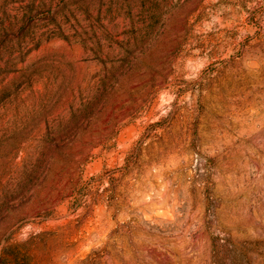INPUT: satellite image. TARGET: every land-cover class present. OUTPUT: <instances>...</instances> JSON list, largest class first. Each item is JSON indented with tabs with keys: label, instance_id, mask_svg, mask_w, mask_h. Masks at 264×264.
<instances>
[{
	"label": "rangeland",
	"instance_id": "374dc122",
	"mask_svg": "<svg viewBox=\"0 0 264 264\" xmlns=\"http://www.w3.org/2000/svg\"><path fill=\"white\" fill-rule=\"evenodd\" d=\"M0 264H264V0H0Z\"/></svg>",
	"mask_w": 264,
	"mask_h": 264
},
{
	"label": "trees",
	"instance_id": "16d2710c",
	"mask_svg": "<svg viewBox=\"0 0 264 264\" xmlns=\"http://www.w3.org/2000/svg\"><path fill=\"white\" fill-rule=\"evenodd\" d=\"M36 126H37V125L32 126L30 130H33L34 128H36ZM14 133H16L18 139H15L14 141H12V143H13V145H14L16 148H18V147L24 142V139H25V138H22V139H20L21 137L19 138V136H21L20 134L22 133V129L19 128V127H16V128L14 129ZM8 135H9V133H7V130L3 131V136L6 137L7 139H9V138H8ZM18 135H19V136H18Z\"/></svg>",
	"mask_w": 264,
	"mask_h": 264
}]
</instances>
